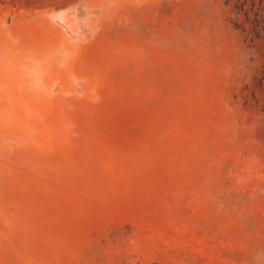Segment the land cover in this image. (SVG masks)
Here are the masks:
<instances>
[{"label":"rangeland","instance_id":"obj_1","mask_svg":"<svg viewBox=\"0 0 264 264\" xmlns=\"http://www.w3.org/2000/svg\"><path fill=\"white\" fill-rule=\"evenodd\" d=\"M0 264H264V0H0Z\"/></svg>","mask_w":264,"mask_h":264}]
</instances>
